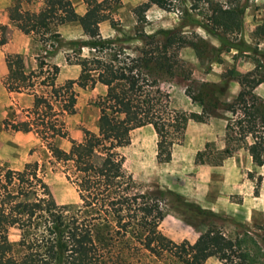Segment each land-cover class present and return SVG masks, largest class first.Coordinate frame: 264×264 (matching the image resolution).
I'll return each instance as SVG.
<instances>
[{
  "label": "trees",
  "instance_id": "16d2710c",
  "mask_svg": "<svg viewBox=\"0 0 264 264\" xmlns=\"http://www.w3.org/2000/svg\"><path fill=\"white\" fill-rule=\"evenodd\" d=\"M82 1L86 10L81 15L71 0H41L42 7L36 14L15 5L17 27L23 34L40 38L47 35L58 42L59 34L52 31V26L76 22L88 37L84 45L102 50L109 40L100 37L98 23L120 0ZM189 1L188 8L192 10L201 2L207 4V21L200 25L218 38L240 29L242 11L238 6L224 7L213 0ZM148 3L166 11L177 10L181 18L189 16L183 0H144L136 7V13ZM134 30L137 38L147 45L159 37L161 50L139 60L96 56L79 60L78 78L61 85L55 84L54 75L42 77V66L27 73L19 53L6 55L11 87L30 90L33 101L23 119H6L4 125L15 132H34L53 158L72 164L74 182L84 207L72 213L59 207L37 174L36 163L0 172V264H114L107 257L116 241L111 232L115 229L126 232L129 226L131 230L146 232L144 238L137 240L143 249L156 256L161 254L154 245V235L163 218L159 202L164 192L158 189L132 192L135 182L124 169V156L117 151L129 144L130 132L135 128L145 125L153 128L157 137L156 160L166 163L171 159L172 147L182 140L189 120L205 122L210 115L226 113L229 116L224 128L226 139L238 145L248 140L252 161L257 165L264 163V101L253 91L264 82V66L258 63L255 71L237 76L240 90L231 100L219 98L224 87L217 83H190L184 93L199 106V112L174 109L161 84L176 77L190 78V71L178 58L179 49L186 43L184 34L178 29H161L152 34L138 27ZM97 82L106 87L96 101L97 132L84 129L83 138L69 151L59 148L54 141L68 134L63 117L74 112L73 85L85 88ZM35 86H43L45 90L37 93ZM103 142H109L111 147L102 148ZM223 154L229 156L230 150L225 148ZM200 155L202 152L197 153ZM223 159L207 158L200 162L220 165ZM10 227L20 231L17 242L8 239ZM173 246L175 250H165L180 264H203L212 256H217L223 264H264V251L248 232L231 238L208 228L187 248Z\"/></svg>",
  "mask_w": 264,
  "mask_h": 264
},
{
  "label": "rangeland",
  "instance_id": "374dc122",
  "mask_svg": "<svg viewBox=\"0 0 264 264\" xmlns=\"http://www.w3.org/2000/svg\"><path fill=\"white\" fill-rule=\"evenodd\" d=\"M143 1L120 0L112 8L98 23L100 37L109 42L106 48L96 51L84 45L88 37L76 22L52 26V31L59 34L58 42L47 35L40 38L23 34L17 27L14 6L19 5L22 10L36 14L42 7L41 0H0V172L19 170L26 163H36L37 174L48 186L54 201L69 213L84 207L74 182L76 174L72 164L53 158L34 132H15L3 123L6 119H23L33 101L30 90L11 87L5 65L7 54L19 53L27 73L42 66V77L54 75L55 84L61 85L68 79L78 78L79 60L94 56L139 60L161 50L159 37L147 45L137 38L135 27L147 34L161 29H178L186 40L179 49L178 58L190 71V78L176 77L162 83L161 90L168 93L172 108L187 112L200 110L184 93L188 84L217 83L224 87L219 98L231 100L240 90L237 76L255 71L258 63L264 66V0H213L224 7L238 6L242 11L240 29L221 34L219 38L201 27L209 13L206 3L201 2L192 10L188 8L190 1L183 0L182 5L188 9L189 16L181 18L177 10L166 11L153 3L143 6L137 14L136 7ZM71 2L74 9L79 5L86 7L82 0ZM34 89L37 93L45 90L43 86ZM73 89L76 94L74 112L63 117L68 134L54 141L65 151L83 138L84 129L97 132L99 110L96 101L103 96L106 87L97 82L93 87L85 88L74 84ZM253 91L264 101V82ZM228 117L226 113L217 112L205 122L189 120L182 140L172 147L171 159L166 163L156 160L157 137L150 125L133 129L129 144L117 148L125 158V171L135 182L132 192L157 189L164 192L159 202L163 218L154 235V245L161 251L159 256L138 243L146 232L131 230L129 226L126 232H116V229L111 232L116 240L107 256L111 263L180 264L165 249L175 250L173 245L187 248L208 228L217 229L231 238L248 232L264 251V163L257 165L252 161L247 150L248 140L238 145L226 139L224 128ZM107 147L111 144L103 142L102 148ZM225 148L230 150L229 156H224ZM198 152H202L199 157ZM207 158L211 161L224 159L220 165L200 162ZM215 166L219 170L212 171ZM7 236L11 242H17L20 231L10 227ZM203 264L223 262L212 256Z\"/></svg>",
  "mask_w": 264,
  "mask_h": 264
},
{
  "label": "crops",
  "instance_id": "0c3cea01",
  "mask_svg": "<svg viewBox=\"0 0 264 264\" xmlns=\"http://www.w3.org/2000/svg\"><path fill=\"white\" fill-rule=\"evenodd\" d=\"M82 2H83V1H82ZM83 3H84V2H83ZM84 4H85V3H84ZM85 10H86V7H85L84 5H79L77 8H75V11H76L78 14H80V15L83 14V13L85 12ZM202 168H203V167H202ZM206 168H208V167H206ZM218 168H219L218 166H215V167L212 168V171H213V170H219ZM208 170H209V172H211V171H210L211 169L208 168Z\"/></svg>",
  "mask_w": 264,
  "mask_h": 264
}]
</instances>
